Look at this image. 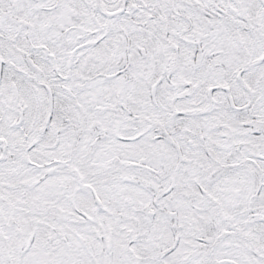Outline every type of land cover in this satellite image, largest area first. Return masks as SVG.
<instances>
[{
	"label": "snow or ice",
	"instance_id": "obj_1",
	"mask_svg": "<svg viewBox=\"0 0 264 264\" xmlns=\"http://www.w3.org/2000/svg\"><path fill=\"white\" fill-rule=\"evenodd\" d=\"M0 264H264V0H0Z\"/></svg>",
	"mask_w": 264,
	"mask_h": 264
}]
</instances>
